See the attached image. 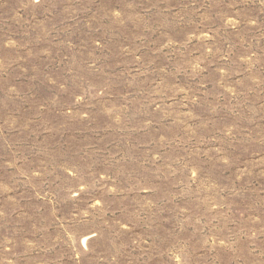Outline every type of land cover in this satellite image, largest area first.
Here are the masks:
<instances>
[{"label": "rangeland", "instance_id": "374dc122", "mask_svg": "<svg viewBox=\"0 0 264 264\" xmlns=\"http://www.w3.org/2000/svg\"><path fill=\"white\" fill-rule=\"evenodd\" d=\"M0 264H264V0H0Z\"/></svg>", "mask_w": 264, "mask_h": 264}]
</instances>
